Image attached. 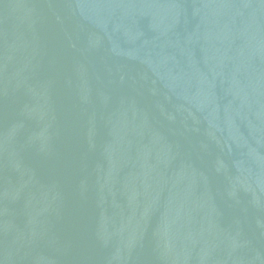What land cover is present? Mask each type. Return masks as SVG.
<instances>
[{"label": "water", "instance_id": "1", "mask_svg": "<svg viewBox=\"0 0 264 264\" xmlns=\"http://www.w3.org/2000/svg\"><path fill=\"white\" fill-rule=\"evenodd\" d=\"M0 264H264V0H0Z\"/></svg>", "mask_w": 264, "mask_h": 264}]
</instances>
